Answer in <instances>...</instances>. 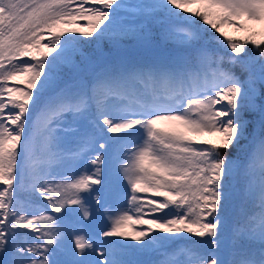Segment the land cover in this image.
I'll use <instances>...</instances> for the list:
<instances>
[{"label": "snow or ice", "instance_id": "snow-or-ice-1", "mask_svg": "<svg viewBox=\"0 0 264 264\" xmlns=\"http://www.w3.org/2000/svg\"><path fill=\"white\" fill-rule=\"evenodd\" d=\"M0 264H264V0H0Z\"/></svg>", "mask_w": 264, "mask_h": 264}, {"label": "trees", "instance_id": "trees-1", "mask_svg": "<svg viewBox=\"0 0 264 264\" xmlns=\"http://www.w3.org/2000/svg\"><path fill=\"white\" fill-rule=\"evenodd\" d=\"M224 31H227L230 35H234V36H243V35H246V33L236 31L235 29L230 28L228 26H225ZM85 50L86 51H91V48L88 47V46H86L85 47ZM249 51L250 52L252 51L251 48H249ZM237 71H239V69H237ZM18 196L23 200V199H26L27 198V193L20 192V193H18Z\"/></svg>", "mask_w": 264, "mask_h": 264}]
</instances>
